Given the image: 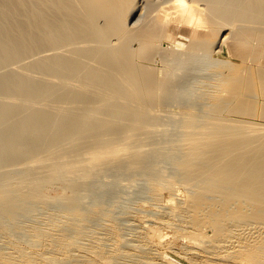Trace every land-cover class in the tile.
Returning a JSON list of instances; mask_svg holds the SVG:
<instances>
[{"label": "bare ground", "instance_id": "6f19581e", "mask_svg": "<svg viewBox=\"0 0 264 264\" xmlns=\"http://www.w3.org/2000/svg\"><path fill=\"white\" fill-rule=\"evenodd\" d=\"M37 53L34 63H21ZM177 54L181 62L209 54L215 76L202 84L209 87L203 113L196 97L177 103L179 168L194 190L181 193L186 226L173 229L191 256L178 253L187 260L172 264H264V122L254 120L261 107L264 115V0H0V68L18 64L0 77V91L17 98L0 105V165L23 170L0 182L4 216L13 220L29 199L44 203L59 177L65 216L77 227L86 214L74 198L76 177L119 166L120 156L126 169L148 171L152 195L171 203L145 153L164 144L150 142L164 127L157 116L170 93L182 91L164 66ZM151 225L145 251L123 250L134 258L127 264L172 254L171 230ZM79 234L34 228L31 249L0 250V264H53L58 254L70 256ZM82 248L80 264H110L107 253L117 249Z\"/></svg>", "mask_w": 264, "mask_h": 264}, {"label": "rangeland", "instance_id": "374dc122", "mask_svg": "<svg viewBox=\"0 0 264 264\" xmlns=\"http://www.w3.org/2000/svg\"><path fill=\"white\" fill-rule=\"evenodd\" d=\"M138 15L139 12L134 13L129 22L133 23L134 20L138 18ZM223 54H227L226 50ZM178 55L179 54L176 56L174 55L176 58L173 59V55L164 56L166 61L168 59L167 57H171L169 60L172 59L171 61H168L170 64L164 61V66L170 67L171 71L173 69L172 72L175 70V75L173 73L171 82L174 83L180 81V86L177 85L176 87L175 83L174 87L177 89L180 88L182 91L179 92L178 90L176 94L170 93L171 91L169 92V97L164 100V105L167 109L161 111L157 116V118L164 124L166 131H163L162 129L164 127L160 126V131H157L158 135H155L156 138H151L150 141L151 143L156 141L159 142L164 138L165 142L158 148H154V146L149 147L145 153L146 161H156V173L159 172L164 179L162 185L163 197L165 195V198H170L171 203L163 202L152 195V189L150 186L151 175L148 171L143 168H138L137 170L126 169L125 166L122 165L125 158L120 156L116 159V161L121 164L119 166L108 167L103 172L95 169L91 172V175L85 179L81 176H73H77L76 179H78L79 182L77 188L74 190L75 201L86 214V218L79 222L77 227L71 224L74 220L76 221V219L73 220L74 216H65L67 215L66 210L69 209H67V202L59 195L61 185L59 177H56L52 181L48 190L49 195L44 203H39L31 199L23 201L21 206L16 210L15 218H13V220L15 219L14 222L12 219L11 221L4 216L5 214L2 213L0 208L1 251H4L5 253L13 252L11 250L13 244H17L25 250H30L31 243L35 241L34 228L47 229L48 231L58 233V235H60L62 231H69L71 235H75L79 230L81 231V234L77 236L76 244L72 245L73 247L70 249V256L68 254H58L57 258L53 261V264H80L82 259L80 258L79 251H81L82 247L76 246H84L82 248L84 249L97 243H99L105 251L110 247L117 248L116 250L107 253L110 264H127L134 258L123 253V250L128 251L129 249L136 247V249L142 248V250L145 251L147 249V243L145 241V237H147L145 233L148 232L147 227L151 225L150 223H152L150 227H158L160 223V229L167 231H169V229L171 230V232L167 234L165 242H170L168 245L172 247V254L167 256L166 259H163V257L158 259L154 258L152 259L153 261L151 260V264L185 262L187 259L178 256V253L191 256L189 251L190 245L188 242L186 243L187 240L185 238L174 239L173 236V229L184 228L186 226L185 212L181 209V193H190L194 190L192 185L185 183L183 172L179 168V163L184 160V155L181 151L183 143L178 141L180 127H177L175 120L180 117V111L177 107L181 106V104L177 105V103L184 102L187 104L186 102H189L196 97L194 99L197 101V104H195V106L197 105L196 109L199 113H203L205 110L204 107H206L205 103H208L209 101V99L206 100L208 98L206 93L209 88L207 87L209 85L206 82L212 81L213 79H211L210 76L214 78L215 75H212V73H214L212 70L213 60L210 58L211 56L209 57V54L208 56L206 54H200L198 56L194 55L191 59H186L187 61L185 62H181L180 59L185 60V58L181 57L182 55ZM38 56L40 57L42 55L39 53L26 55L21 63L25 65L32 64L36 61ZM177 58H179V61ZM159 59L160 58H158V60ZM173 62L176 64L175 68H178L181 65L179 71L178 69L173 68V66H175L172 64ZM17 66L18 64H13L1 67L0 77L9 69ZM209 69L212 70L211 73H209ZM209 78L210 81H208ZM181 83L182 85L185 83L188 87L185 88V86H183L182 89ZM190 83L193 85L191 84V86ZM204 83H206L207 86L206 84L202 85ZM190 86L191 88H189ZM205 88L207 89L205 90ZM187 89H189L188 92ZM174 90L172 92H174ZM185 91L191 95L190 99V95H188L187 101H183V98L186 97L184 94ZM182 92L183 94H181ZM204 92H206L205 95ZM166 95L168 96V92ZM15 101H17L16 97L0 91V105L4 102ZM39 104L42 106H48V101H41ZM261 109L263 108L261 107ZM261 109L254 117V120H258V122L262 121L261 123H263L264 118H262V116L264 117V115L262 114L263 112H261ZM143 121L145 122V120L140 122L142 123ZM138 125L139 124L136 123V126ZM0 132L3 133V130L0 129ZM155 139L156 141H154ZM75 144L79 145L80 143ZM22 171V168L8 163L5 164V169H2L0 165V182L4 181L7 177L16 178L22 173ZM61 175L62 173H59V176ZM172 204L176 205L175 210L172 208ZM149 218L151 219L149 220ZM147 219L150 222L147 221ZM161 221L165 222L163 223L164 226H162L163 224H161ZM145 223L149 224L146 225ZM40 239L44 244L48 241L44 235H42ZM163 247L164 244L161 246L159 245L156 250L159 252ZM160 251L164 252L165 247Z\"/></svg>", "mask_w": 264, "mask_h": 264}]
</instances>
